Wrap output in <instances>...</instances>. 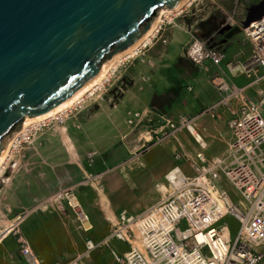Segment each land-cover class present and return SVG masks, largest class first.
I'll list each match as a JSON object with an SVG mask.
<instances>
[{"label": "built area", "instance_id": "1", "mask_svg": "<svg viewBox=\"0 0 264 264\" xmlns=\"http://www.w3.org/2000/svg\"><path fill=\"white\" fill-rule=\"evenodd\" d=\"M241 32L250 48L249 55L244 61H227L225 66L231 75H242L247 79L242 85H236L223 72L226 54L212 38L195 37L186 50L194 63L206 61L216 68L211 82L220 98L205 113L215 114L218 106L228 110L226 127L230 139L226 153L210 160L197 154L198 162L192 163L191 176L182 172L181 178L174 176L169 180L165 175L167 189L161 192L158 200L136 215L121 212L108 238L100 242L87 240V250L106 243L110 238L128 245L122 253L112 251L115 264H259L264 261V15L250 22ZM117 80L121 84L125 78L120 75ZM116 89L123 92L121 86ZM250 89H253V96L248 94ZM69 114L71 110L45 124L51 121L62 124ZM127 114L129 125L136 126L138 120L141 121V113ZM161 119L164 127L161 125L152 130V143H160L184 128L202 148L205 146L191 131L193 128L201 136L195 127V117L183 114L171 120L164 115ZM38 128L40 126L29 128L25 135L17 136L13 149L20 150L23 144H29ZM222 177L231 184L237 196L235 203L222 186ZM226 199L237 211L235 215L231 213L239 222L233 236L228 226L220 223L227 214L224 208ZM37 208L62 214L72 211L80 229L87 231L91 228L90 223L87 227L84 225L90 221L77 198L76 186L59 187L31 210ZM18 217H22L18 222L24 218ZM181 222L186 223L184 229L179 228ZM227 230L230 234L226 233ZM17 240L24 264H42L20 232ZM65 264H80V257Z\"/></svg>", "mask_w": 264, "mask_h": 264}, {"label": "crops", "instance_id": "2", "mask_svg": "<svg viewBox=\"0 0 264 264\" xmlns=\"http://www.w3.org/2000/svg\"><path fill=\"white\" fill-rule=\"evenodd\" d=\"M190 15L192 14H170L164 17L166 24L162 22L159 30L157 31V27L149 40L140 46L142 47L141 50L136 51L132 56L134 57L139 53L137 58L132 60H129V58L126 60V58L117 62V66L113 69L116 71L120 64H124L120 75L130 80V86L126 87L122 97L114 107L99 108L92 115L91 120L83 123V126H79V129L74 128L69 123H64L65 125L58 130L45 132L42 144L45 148L59 147L58 155L63 151L65 154L66 149L73 148L78 157L82 156L83 153L79 141L80 137H88L87 144H94L101 153L115 146L119 141L123 143L120 149L124 150L127 147L124 141H137L143 138V136L139 138L137 132L141 128L147 127L146 123L151 113L148 105L155 96L163 95L166 92L171 85V81H175L181 87L177 100L169 107H163L157 115L160 119L165 115L166 118L171 120H176L183 114L195 117V127L203 137L202 140L205 146L202 148L193 136L182 128L175 134L166 137L162 142L154 143L156 145H167L170 148V151L167 150L166 156L154 153L150 155L151 157H148L141 154V163L132 167L127 165L128 160L115 162L113 156L109 155L107 162L111 163V166H120L121 163L123 165L120 167L119 172L103 171L100 189L92 187L80 189L79 177H74L70 182H65L62 167L54 166L55 170L58 169L55 172L58 174H56L57 176L55 174L49 176V186L37 187L39 178H35L27 183L25 187L27 189L24 190L23 194L20 190L18 192L13 191V202L17 204H13L11 209L19 210L20 205L29 206L34 199L47 196L49 193L52 194L51 192L55 188L76 186L77 198L89 217L91 228L84 231L87 233L86 235L77 231L67 222L61 221L54 214H39L26 221L21 226L22 235L28 240L34 253L41 259L42 264H63L68 259L75 257H80V264H115L112 251L122 253L128 249L127 244L109 238L106 243L87 250L86 241L100 242L108 238L121 212H125L127 215H136L158 200L160 196L156 197L154 194L156 191L161 194L162 191L159 185L166 186L161 182L162 180L166 182L165 175L173 167L177 166L185 175L191 176L193 174L191 165L198 162L197 154H202L206 160H210L226 153L230 139V132L226 127V120L229 117L228 110L218 106L214 111L216 115L211 118L208 117L210 114L205 113V110L212 107L219 100L220 95L208 79L205 70L195 67L190 60L183 58L185 44L192 37H199L200 35V32H197V29L194 28L197 20L189 23ZM224 51L226 57L222 63V68H226L227 55H230L235 62L244 61L249 55L250 48L249 50L243 49L241 54L235 53L232 49H224ZM182 61L190 64V68H185L182 63L180 64ZM228 74L231 75L229 72ZM248 94L253 96V89L248 90ZM128 112L141 113V121L138 120L139 123L136 126L127 123ZM67 118H69V115ZM161 125H163L161 127L163 128L164 121L162 119L157 128ZM87 130L88 132L85 133ZM135 131L137 132L135 133ZM194 131L197 133L195 129ZM189 134L192 136V140L188 139L187 135ZM148 137L150 136H144L145 141H148ZM57 139L60 140L55 143ZM195 143L199 147H196ZM154 157L159 158V163L156 162ZM67 158L61 157L56 159L55 162L62 164L67 161ZM78 166V163L76 166L74 165L75 168ZM51 169L49 172H51ZM139 170H147V173L141 176L139 172L137 173ZM18 179L19 186L21 181V185L24 186L25 176L21 173ZM9 180L10 177L5 183H8ZM125 182L131 184L134 182L141 183L144 188L142 192L133 196L138 202L132 209L120 206L119 202L122 200V196L112 198L106 189V185L113 188ZM220 182L223 186L222 178ZM4 239H6L4 240L5 244L0 247V264H24L20 254L15 250L11 238L7 236ZM113 241H119L121 246H115L112 244ZM64 243L67 245L66 247ZM259 264H264V261Z\"/></svg>", "mask_w": 264, "mask_h": 264}, {"label": "water", "instance_id": "3", "mask_svg": "<svg viewBox=\"0 0 264 264\" xmlns=\"http://www.w3.org/2000/svg\"><path fill=\"white\" fill-rule=\"evenodd\" d=\"M181 0H0V154L28 117L71 96L148 29L159 8ZM264 15L247 7L239 33Z\"/></svg>", "mask_w": 264, "mask_h": 264}, {"label": "rangeland", "instance_id": "4", "mask_svg": "<svg viewBox=\"0 0 264 264\" xmlns=\"http://www.w3.org/2000/svg\"><path fill=\"white\" fill-rule=\"evenodd\" d=\"M258 1L260 0H196V2L192 3V5H188V7L185 10H183L182 12L180 11V13L178 12L176 14H192L189 16V21H190L189 23H193L195 20H197L196 25L194 24L195 25L194 28L197 29V32H200L199 33L200 38L210 37L212 38V40L216 45L222 47L223 49H232L235 53L237 52L238 54H241L243 49L246 48V50H249L248 44L244 40V36L242 32L240 31L239 33H235L230 36H226V34L229 32L230 28L241 25V21L245 18L247 7L257 3ZM163 16L164 14L162 15V17ZM155 17H158V12L155 15ZM163 22L164 24H166V19H164ZM203 27H205V29ZM194 38L195 37H192L190 41L187 44H185L183 48V52H184L183 58L186 60H190L186 54V50L189 47V45L192 43ZM138 54L134 57H130L129 60H132L133 58H137ZM126 60H128V58ZM227 61L233 63L235 62V60L231 58L230 55H227ZM124 62L126 61L124 60ZM181 63L185 67L188 66L190 68V64H188L186 61H182L180 62V64ZM193 64L195 65V67L205 70L207 77L210 81L211 78L216 74L215 72L216 69H214L215 67L211 66L209 62L205 61L200 64H196L193 62ZM116 66L117 64L115 65V67ZM123 66L124 64H120L116 69V71L115 69H113V71L111 69L112 72L109 73V77H107L106 79L108 81H103L104 86L98 89L97 91H95L92 94V97L89 98H87L88 96L85 97L86 99L83 104L77 105L72 109H70L71 114H69V118H67L65 122L60 124L51 121L48 124L40 126V128H38V130L36 131L35 135L31 137L32 140L29 144H23L22 145L23 148H20V150L17 149L11 150L12 158L10 157V161L6 165L3 176L2 175L0 176V234L6 228V226L8 225L12 226L11 223H14L13 224L14 226L10 227L9 229L10 231L8 230L9 232L5 236L2 237L0 235L1 236L0 247H2V244H5L4 240L6 239L4 238L8 236L9 238H11V242L14 243V247L16 248L15 250L17 251V253H19V243L17 239H18V232L22 234L21 226L26 221L33 218V216H37L39 214H54L61 221L67 222L70 226L77 229V231H79L80 233L85 235L87 234L78 227V221L76 219V215L72 211H68L67 213L62 214L45 208H37L36 210H31L38 202L48 197L50 193L47 196L34 199L31 205L29 206L20 205L19 210L11 209L13 204H17L13 202V198H14L13 191L18 192L20 190V192L23 194L24 190L27 189L25 188L27 186V183L30 180H34L35 178H39L37 187L44 188L46 187V185L49 186L50 185L48 180L49 176L51 177L54 174L55 175L58 174L55 173L56 170L58 169L55 170L54 166L62 167L61 170H63L62 171V173L64 174L63 180L65 182H70L74 177H79L78 184L80 189L83 187H92V188L100 189L101 188L100 180L102 173H104L103 171L106 172L111 171L112 173L119 172L121 170L120 167H122L123 165V163H121L120 166L119 165L111 166V163L107 162L108 161L107 158L109 157V155L113 156L115 162H119V161L125 162L128 160L127 165L133 167L135 164L138 165L141 163V156H140L141 154H145L148 157H151L150 155L154 153H158L163 156H166L167 152L170 151L169 150L170 148L167 145H162V144L156 145L154 144V142L153 143L151 142V139L154 136L152 130H157L158 125L161 124V119L157 115V113L161 110V108L159 107L160 103H158L157 100L158 98H156V96L148 105V108L151 110V113L148 116L149 120L146 123L147 127L143 129L141 128L140 130H138V132L135 131V133L137 132V136L139 138L141 136H143V138L137 141H131V140L124 141L127 145V147H125L124 150L120 149V147L123 146V143L122 141H119L118 143L115 144V146L101 153L97 150L94 144H87V140L89 139L88 137L79 138V141L81 142L80 145L82 146L81 148L83 149L82 156L80 155L79 157L73 151V148L66 149L65 154L63 151V153L58 155L59 147L57 148L46 147L47 149L43 147L42 138L45 132L58 130L67 123L71 124L74 128L77 127L76 129H79L80 127L83 126V123L91 120L92 115L96 111H98L99 108L101 107L112 108L114 107V105H116L119 102L126 87L130 86V80L128 78H125V80H123L121 84L120 81L117 80V78L122 73ZM222 70L223 72H225V75H227L230 79H233L236 85H241L243 83H246L247 81V79L242 75L239 76L229 75L226 68H222ZM169 78L171 77L169 76ZM117 86H121L123 88V92L117 91L116 89ZM110 97H112V100H109ZM153 101L155 102L154 108L151 107ZM210 115H208L209 118L215 116L216 113L211 116ZM15 132L17 131L11 132V134L6 138L5 146L6 144H8V142H10ZM86 132H88V130L85 131V133ZM144 136L145 137L150 136L148 137V141H145ZM187 136L188 139L190 140L193 139L190 134ZM58 140L60 139H57L55 143H58ZM195 144L196 147H199L197 143ZM91 152H94V155L90 156L89 154ZM61 157L62 158L68 157L67 161L62 164H57L58 162H55L56 159H59ZM155 159L156 162L159 163V158H155ZM77 163L79 166L76 167L77 168L76 169L74 165L76 166ZM14 164H16L15 167H13ZM63 167H65V169H63ZM71 167L73 168L72 170L70 169ZM50 169L51 172H49ZM138 172L139 175L143 176L144 174L147 173V170L146 171L139 170L137 171V173ZM21 173L23 174V176H25L24 186L21 185L22 181L20 182V186L18 184L19 183L18 178ZM8 177H10V180L8 183H5ZM222 181H223V187L228 191L232 203H235L237 201V196L235 195L231 184L223 177H222ZM161 183L166 184L164 180H162ZM106 189L109 192V194L112 196V198H116L119 195L122 196V200L119 202L120 206H126L129 209H132L138 202L137 199L134 198L133 196L142 192L144 188L141 183L134 182L133 184H131L125 182L113 188L110 185H106ZM54 190L56 191L57 189L55 188ZM53 191L51 193H53ZM160 195L161 194L158 193L157 191L154 194V196L156 197H159ZM18 216H24V218L19 222L15 221L19 219ZM220 223H225L228 226V229L230 230L232 236L239 228V222L235 219V217L231 213L225 214L224 217H222V219L220 220ZM185 227H186L185 222H181L179 224L180 229H184ZM112 244L118 247L121 246V243L119 241H113ZM66 246L67 245H65V247ZM70 259H68L64 263H67Z\"/></svg>", "mask_w": 264, "mask_h": 264}, {"label": "bare ground", "instance_id": "5", "mask_svg": "<svg viewBox=\"0 0 264 264\" xmlns=\"http://www.w3.org/2000/svg\"><path fill=\"white\" fill-rule=\"evenodd\" d=\"M193 0H181L177 6L176 9H169L167 7H161L158 10V17H155L149 24L148 29L138 38L137 41H135L130 47H128L126 50L117 53L112 58L104 61L101 66L98 74H96L94 77H92L90 80L85 82L80 88H78L71 96H69L67 99L56 105L55 107L51 108L47 112L34 116V117H28L24 119L21 123L20 129L15 132L8 144L4 147L2 153L0 154V176H3V173L5 171L6 165L10 161V157L12 158V149L15 147V139L19 135H25L27 133V130L29 128H36L46 123V121H49L53 118H56L57 116L66 114L67 111L72 109L73 107L83 104L85 101V97L89 98L92 97V94L97 91L98 89L102 88L104 86L103 81L106 80L107 77H109V73L111 72V69L115 68V65L117 64L118 60L121 61L122 59L130 58L132 57L136 51H139L140 46H142L149 38L155 33V30L159 25L164 21V17H167L170 14H176L180 11H182L184 8H186L188 5L192 3ZM191 2V3H190ZM164 16L162 17V15ZM138 49V50H137ZM194 136L201 142V144H204V141L200 137L199 134H197L194 129H191ZM11 143V144H10ZM11 145V146H9ZM9 152V153H8ZM15 165V164H14ZM13 165V166H14ZM177 167V166H176ZM178 168V167H177ZM173 169L176 171L168 172L166 175V178L169 180H172L174 176L182 177V172L178 169ZM178 174V175H175ZM160 190L164 191L166 190V186L159 185ZM222 206V203L219 202ZM225 211L227 213H232L235 215L237 211H235L233 204L229 199L225 200ZM238 217L239 214H238ZM17 218V217H16ZM20 219V217H19ZM18 220V219H17ZM90 222L84 223L85 227L89 225ZM11 225L6 226V228L1 232V236L3 237L5 234H7L8 230L10 229ZM227 234L229 231L227 230ZM0 236V237H1ZM92 243V242H91ZM93 246V245H92ZM91 247V246H90Z\"/></svg>", "mask_w": 264, "mask_h": 264}, {"label": "trees", "instance_id": "6", "mask_svg": "<svg viewBox=\"0 0 264 264\" xmlns=\"http://www.w3.org/2000/svg\"><path fill=\"white\" fill-rule=\"evenodd\" d=\"M187 67L188 66H186L185 68H187ZM179 69H184V68H179ZM180 88L181 87H180V84L178 82L171 81V85L168 87L166 92L163 95L156 96V98H158L157 99L158 103H160L159 107L161 108V110L163 109L162 107H169L173 102H175L177 100ZM151 107L152 108L155 107L154 101L152 102Z\"/></svg>", "mask_w": 264, "mask_h": 264}]
</instances>
